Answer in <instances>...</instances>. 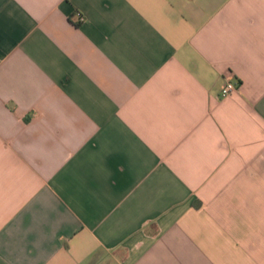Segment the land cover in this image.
Masks as SVG:
<instances>
[{
  "label": "crops",
  "instance_id": "1",
  "mask_svg": "<svg viewBox=\"0 0 264 264\" xmlns=\"http://www.w3.org/2000/svg\"><path fill=\"white\" fill-rule=\"evenodd\" d=\"M0 264H264V0H0Z\"/></svg>",
  "mask_w": 264,
  "mask_h": 264
},
{
  "label": "built area",
  "instance_id": "2",
  "mask_svg": "<svg viewBox=\"0 0 264 264\" xmlns=\"http://www.w3.org/2000/svg\"><path fill=\"white\" fill-rule=\"evenodd\" d=\"M237 87H238L237 84L231 81H227L220 91V97L225 98L231 95L232 93L236 92Z\"/></svg>",
  "mask_w": 264,
  "mask_h": 264
}]
</instances>
